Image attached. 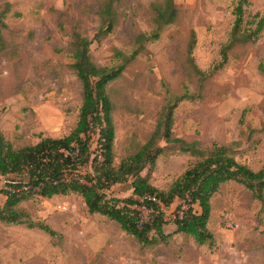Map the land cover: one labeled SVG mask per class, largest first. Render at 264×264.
Returning a JSON list of instances; mask_svg holds the SVG:
<instances>
[{
    "label": "rangeland",
    "instance_id": "rangeland-1",
    "mask_svg": "<svg viewBox=\"0 0 264 264\" xmlns=\"http://www.w3.org/2000/svg\"><path fill=\"white\" fill-rule=\"evenodd\" d=\"M106 1L0 0V132L14 148L64 137L75 127L82 90L71 69L72 32L92 40L89 55L95 65L117 66V53L129 56L135 37L155 30L153 6L163 2L112 0L114 28L96 41ZM238 1L174 0V23L146 43L121 76L106 86L113 105V166L149 140L169 99L188 92L192 99L177 103L173 111V138L196 143L204 153L223 146L254 172L263 167L264 28L254 42L230 50L215 71L223 62L221 50ZM246 2L242 30L250 32L254 16H264V0ZM157 147L162 150L150 181L167 190L196 158L164 140ZM86 170L90 168L82 172ZM10 178L0 176V206ZM13 179L26 182L24 176ZM131 182L106 190L108 199L130 197ZM179 203L163 209L165 234L175 231L172 222ZM210 204L207 229L214 246H199L193 238L176 234L167 243L144 247L108 217L89 214L77 194L33 196L15 209L56 235L26 224L0 223V264H264V203L230 181L219 187ZM194 210L200 212L197 206ZM142 214L146 220L148 213Z\"/></svg>",
    "mask_w": 264,
    "mask_h": 264
},
{
    "label": "trees",
    "instance_id": "trees-1",
    "mask_svg": "<svg viewBox=\"0 0 264 264\" xmlns=\"http://www.w3.org/2000/svg\"><path fill=\"white\" fill-rule=\"evenodd\" d=\"M246 4V0H239L233 10V26L221 50L223 62L215 71L226 61L230 50L237 45L254 42L263 31L264 16L259 15L254 16L257 19L254 30H242L243 7ZM153 11L155 30L149 35L135 37L136 47L129 56L117 53V57L121 59L117 66L95 65L89 55L92 40L78 32H72L71 69L82 90L78 120L64 137L41 138L35 145L21 148H14L6 142L0 132V176L11 177L5 181L3 194L6 201L0 206V223L26 224L29 228H37L54 236L55 232L47 225L29 222L28 216L15 207L33 196L50 199L54 196L77 194L83 199L89 214L108 217L126 235L133 237L144 247L159 242L167 243L176 234L193 238L199 246L212 247L215 240L207 229L211 212L210 200L221 185L234 181L248 190L253 199L264 203V165L254 172L239 163L226 147L214 145L209 153H204L197 148L196 143L173 138V111L177 103L192 99L188 92L169 99L149 140L136 153L123 159L117 167L113 166V105L106 93V86L121 76L126 66L144 50L146 43L157 40L159 32L174 23L178 13L174 0H163L161 4L153 6ZM100 15L101 29L93 37L96 41L114 28L112 0L106 1ZM193 45L194 42H191L189 53L192 52ZM196 71L205 77L197 69ZM159 140L178 144L182 153L196 158V162L189 165L167 190L157 189L150 181L155 160L162 150L157 147ZM87 166L90 170L83 173L82 170ZM147 167L149 172L142 176ZM15 176L26 177V182L13 179ZM128 180H132L130 197L108 199L106 190ZM176 200L180 203L172 222L175 231L165 234L163 226L167 222L163 209L169 208ZM194 206L199 208V213L195 212ZM142 211L148 213L146 220Z\"/></svg>",
    "mask_w": 264,
    "mask_h": 264
},
{
    "label": "built area",
    "instance_id": "built-area-1",
    "mask_svg": "<svg viewBox=\"0 0 264 264\" xmlns=\"http://www.w3.org/2000/svg\"><path fill=\"white\" fill-rule=\"evenodd\" d=\"M230 227H232V226H230Z\"/></svg>",
    "mask_w": 264,
    "mask_h": 264
}]
</instances>
